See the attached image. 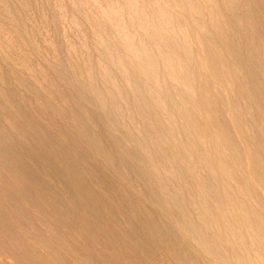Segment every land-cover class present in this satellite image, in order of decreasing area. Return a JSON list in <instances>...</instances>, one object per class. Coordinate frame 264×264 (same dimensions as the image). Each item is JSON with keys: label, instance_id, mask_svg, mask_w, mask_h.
Wrapping results in <instances>:
<instances>
[{"label": "bare ground", "instance_id": "obj_1", "mask_svg": "<svg viewBox=\"0 0 264 264\" xmlns=\"http://www.w3.org/2000/svg\"><path fill=\"white\" fill-rule=\"evenodd\" d=\"M0 264H264V0H0Z\"/></svg>", "mask_w": 264, "mask_h": 264}]
</instances>
